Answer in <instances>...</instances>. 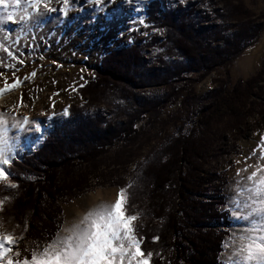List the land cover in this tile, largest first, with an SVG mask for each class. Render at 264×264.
I'll return each instance as SVG.
<instances>
[{"label":"rangeland","instance_id":"rangeland-1","mask_svg":"<svg viewBox=\"0 0 264 264\" xmlns=\"http://www.w3.org/2000/svg\"><path fill=\"white\" fill-rule=\"evenodd\" d=\"M124 1L116 0L115 3H109L108 0H101V4L94 5L92 0H74V2L70 0L66 15L59 11L41 9V12L32 13L25 21L20 20L25 8H28L24 0L20 7L10 6L7 9L16 13L13 21L3 19L7 12L0 7V43L18 52L20 58L24 60L20 65L0 49V68L4 64L16 65L15 75L22 81L17 89L0 93V96L4 95L7 103L0 107V115L6 120L3 127L8 129H5L7 137L13 133L24 132L26 129L24 127H27V131L30 132L26 133V131L24 136L26 139H33L37 128L46 125L50 118L62 119L52 121L46 136L53 127L61 128L71 124L74 120L69 113L70 106L80 108L88 101L87 97H80L77 90L93 78L95 71L100 70L101 59L105 55L116 50L129 49L132 45L147 44L151 38H156L159 42L165 40L164 32L150 31V25L147 23V27L135 24L133 27L138 29L136 31L128 30L131 26L123 29L120 26H113L116 25V7ZM153 1L160 2L164 11L171 9L177 13L186 12L190 7L195 6L197 28L221 25L220 14L224 12L227 3L225 0H186L184 5H180L176 0H168V3H164L163 0H152L140 9L142 10L140 18H144L145 21L146 11ZM242 2L253 13V19L257 18L255 21L261 24L262 20L259 18L264 16V1L242 0ZM63 6V0H51V8ZM29 12H32L30 8ZM213 42H211L212 48H217L222 43ZM203 55L199 54L198 59L191 60L181 53L169 56L165 54L164 49L146 48L142 54V65L123 74L125 79H130L132 82L131 95L136 100L143 98L150 102L149 114L135 122L134 130L137 133L131 135L136 136L135 140H106L104 135L106 137V132L109 130L107 124L103 126L102 133L91 136V142H96L93 146L75 151V157H80L81 153L92 149H97L98 155L93 165L87 166L84 161L79 165L78 162L72 173L61 172L59 178L62 181L71 178L80 180L83 177L85 186L76 191L73 198H67L58 205L61 210L60 229L65 218L77 206L82 207L87 203V198L93 194L116 197L120 187H125L127 197L130 180L154 147L177 138L191 140L201 138L202 142H212L213 146L210 150L212 155L201 171L204 181L212 177L214 185L225 183L222 188L225 207L221 210L229 213L230 226L227 228L228 234L224 238L219 261L222 264H247L238 254L240 237L249 234L254 227L253 221L259 223L262 218L253 215L245 220L234 217L232 213L239 212L243 216L247 211L243 207L246 195L240 194V187L245 186V181L237 177V171L244 170L241 172V177L249 174L253 170L249 165L259 164L260 152L264 150L261 145V137H264V30L258 40L247 45L228 66H214L205 57L203 58ZM163 58L164 62L177 65V69L172 72L175 76L169 81V85L159 83L160 81L151 79L150 76L143 79L145 73L154 74L155 71L164 69L161 63ZM210 66L212 69L208 71ZM262 70L263 75L255 84L253 95L249 99L252 107L251 115L237 131L226 129L227 119L221 115L201 123L200 114L208 108L207 100L212 98L213 92L219 89V81H225L227 90L230 91L239 81L245 82L254 78ZM33 72H35L34 76L31 75ZM5 78L11 80V70L5 69ZM74 85L81 86L74 87ZM0 87H3L2 80ZM107 87L108 85L103 88L106 90L102 93L106 96L105 100L94 103L85 113L92 118L105 119L112 128L121 131L124 129L125 119L118 114L116 116L112 114L121 104L117 102L118 96H116L120 87L115 86L114 83L110 84V88ZM131 104L132 101L129 105ZM65 108L68 109L67 115L63 113ZM25 116L29 117L28 124L23 127L18 124L14 126L15 121L22 122ZM9 152L11 160L14 158L21 160L23 153H32L27 148L20 147H12ZM10 177L11 174L9 179ZM0 184L12 189L10 184L15 183L0 181ZM237 202L240 207H237ZM133 206L135 210L137 206ZM30 223L31 221L26 222V227ZM6 232H12L17 241L21 236L26 237L23 247H28L32 242L37 245L42 244L46 239L42 236L39 240H33L29 235L31 234L29 229L18 236L12 227ZM21 247L20 243L15 245V249Z\"/></svg>","mask_w":264,"mask_h":264},{"label":"trees","instance_id":"trees-1","mask_svg":"<svg viewBox=\"0 0 264 264\" xmlns=\"http://www.w3.org/2000/svg\"><path fill=\"white\" fill-rule=\"evenodd\" d=\"M226 1L224 12L220 14L221 25L212 28H197L195 6L177 13L171 9L164 11L158 1L149 4L146 23L150 25V31L164 32L165 40L159 42L151 38L147 44L132 45L129 49L105 55L101 59L100 70L95 71L93 78L77 90L78 95L87 97L88 101L80 108L70 106L69 113L74 122L61 128L53 127L39 150L30 156L23 153L22 160L14 158L7 166L11 174L9 181L16 187L11 189L0 184V200L5 201L0 208V218L5 224L11 222L17 236L29 229L33 240L45 236L44 241H50L59 231L61 210L58 205L67 198H73L75 192L85 186L83 177L62 181L59 176L62 171L72 173L78 162L79 165L83 161L87 166L93 165L97 149L81 153L80 157H75L74 153L79 148L93 146L96 142H91V136L102 133L104 125L108 124V132H111H106V137L104 135L106 140L136 139V136H131L137 133L134 124L149 112L151 104L131 95L132 82L123 74L142 65L144 49L156 47L164 49L166 55L181 53L191 60L204 54L202 57L212 65L228 66L247 45L258 40L264 30V16L259 18L262 23L258 24L242 0ZM212 41L222 43L212 48ZM164 61L163 58L164 69L154 74L145 73L143 79L150 76L169 85L177 65ZM211 69L210 66L208 71ZM263 70L254 78L239 81L230 91L225 81H219V89L213 92L212 98L207 100L208 108L200 114L201 123L221 115L227 119L225 128L237 131L251 115L249 99ZM113 83L120 87L117 102L123 104L112 113L125 119L121 131L112 128L105 119L92 118L85 113L94 103L105 100L102 93L106 89L103 88L107 85L110 88ZM211 143L202 142L201 138L163 142L150 151L130 180L126 209L128 214L141 213L134 224L138 236L143 238L142 250L153 252L150 264H222L219 257L230 226L229 213L221 210L225 207L222 194L225 183L214 185L212 177L205 182L201 175L212 155ZM30 176L33 179H29ZM133 205L137 206L135 210ZM28 221L31 223L26 227ZM152 237L158 239L152 240Z\"/></svg>","mask_w":264,"mask_h":264},{"label":"snow or ice","instance_id":"snow-or-ice-1","mask_svg":"<svg viewBox=\"0 0 264 264\" xmlns=\"http://www.w3.org/2000/svg\"><path fill=\"white\" fill-rule=\"evenodd\" d=\"M74 2V0H72ZM94 5L101 4V0H92ZM109 3H115L116 0H108ZM28 5L25 8L24 14L20 16L21 21L28 20L32 13H39L41 9L47 11H59L66 15L70 6V0H63V7L51 8V0H24ZM125 3L133 5L136 0H125ZM176 3L184 5L186 0H176ZM22 0H0V7H2L7 15L3 18L7 21H13L16 13L14 11H7L10 6L20 7ZM29 8L32 12H29ZM141 26L147 27L144 18H139L134 22ZM133 31L138 29L134 28ZM0 49L7 54L12 60L17 61L22 65L24 60L20 58L18 52H14L4 44L0 43ZM16 65L4 64L0 68V80L3 81V87H0V93L6 90L17 89L22 81L15 75ZM5 69L12 72V78L9 81L5 78ZM31 75H35L33 72ZM81 85H74L79 87ZM63 113L68 114V109L65 108ZM29 122V117H23V121H15L18 126H25ZM6 120L0 115V181H9V172L4 166L12 164L9 159L10 145L7 142L6 131L4 125ZM262 149H264V137H261ZM239 163V161H237ZM253 170L244 177H241L243 169L237 171L238 178L245 181V186L240 187V194L246 195V201L243 207L247 210L246 214L241 216L239 212H233L232 215L237 218L245 220L256 215L262 219L259 223L253 221V229L249 234L240 237V247L238 254L241 255L247 264H264V150L260 152V163L249 165ZM33 179V177H28ZM10 187L15 188V184H10ZM125 187H120L119 193L116 196L115 202L110 206H100L85 216L88 221V229L79 237V246H73L71 243H66L64 247L59 250L53 248L52 251L45 249L38 257L35 251H30L31 244L34 249L37 244L29 243L28 247H23L26 237L21 236L17 241L12 232H0V264H36L38 259L50 257L56 261V264H150L153 257L152 251H143L141 247L142 237L138 236L137 226L133 223L141 217V213L137 212L129 215L126 209ZM5 201L0 200V208L3 207ZM241 205L237 202V207ZM115 213H119L124 218L123 222L117 219ZM60 231V230H59ZM59 231L49 241L50 247L55 243V238L58 237ZM23 232V229H21ZM65 241H70V237L60 238ZM158 237H152V240H157ZM20 243L22 247L15 249V245Z\"/></svg>","mask_w":264,"mask_h":264},{"label":"clouds","instance_id":"clouds-1","mask_svg":"<svg viewBox=\"0 0 264 264\" xmlns=\"http://www.w3.org/2000/svg\"><path fill=\"white\" fill-rule=\"evenodd\" d=\"M115 198L107 195H95L87 201L82 207L74 209L64 220V223L61 226L58 237L55 238V243L50 247L49 241H44L42 244H38L34 249L31 244L29 245L30 251H35L38 257L44 252L45 249L52 251L53 248L59 250L64 247L66 243H71L73 246H79L80 239L79 237L88 229V221L85 220V216L89 212L100 206H110L115 202ZM135 206H133L134 208ZM129 215H133L132 212H129ZM11 227V222L9 221L5 224L4 220L0 218V232L9 231ZM63 237H70V241H65ZM34 244V242H32ZM36 264H56V261L52 260L50 257H45L44 259H38Z\"/></svg>","mask_w":264,"mask_h":264},{"label":"bare ground","instance_id":"bare-ground-1","mask_svg":"<svg viewBox=\"0 0 264 264\" xmlns=\"http://www.w3.org/2000/svg\"><path fill=\"white\" fill-rule=\"evenodd\" d=\"M149 1L152 0H136V3L133 5H129L127 3H125V1L122 4H119L116 7V25L113 26H120L123 28H126V26H131L130 29H133L134 26V22L136 20H138L140 18V15L142 13V10L140 11V9L144 8L147 3H149ZM164 3H168V0H163ZM122 2V1H121ZM6 102V98L4 99V95L0 96V107L4 106ZM62 118L56 119L57 121L60 120ZM52 118H50V121L44 125V126H40L39 128H37L35 137L33 139L28 138L26 139L24 136V133L27 131V127H24L25 131L23 132H18V133H13L12 135H10V137H7V142L10 145L9 151L11 150L12 147L15 148H21V149H28L30 150L32 153L35 152L36 150L40 149L44 139L46 138V135L48 134L49 128L52 126V121H56ZM40 123V122H39ZM39 126V125H38ZM6 129V128H5ZM12 129V128H11ZM8 130V129H6ZM21 131V130H20ZM9 132L10 129H9ZM30 131H27L26 133H29ZM20 151V150H18ZM31 153V154H32ZM6 168V166H4ZM6 171L7 168H6ZM9 172V171H8ZM96 195H101L99 193H97ZM93 197L90 196L87 198V201L89 199H91ZM115 198V197H113ZM79 207L77 206L75 209H78ZM117 219L121 220V222H123L124 218L120 216L119 213H115Z\"/></svg>","mask_w":264,"mask_h":264}]
</instances>
